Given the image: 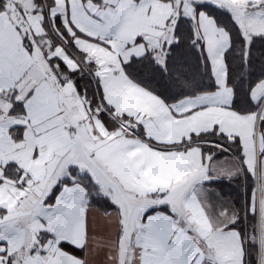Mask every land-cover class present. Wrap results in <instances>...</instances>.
<instances>
[{
	"label": "snow or ice",
	"instance_id": "1",
	"mask_svg": "<svg viewBox=\"0 0 264 264\" xmlns=\"http://www.w3.org/2000/svg\"><path fill=\"white\" fill-rule=\"evenodd\" d=\"M0 264H264V0H0Z\"/></svg>",
	"mask_w": 264,
	"mask_h": 264
}]
</instances>
